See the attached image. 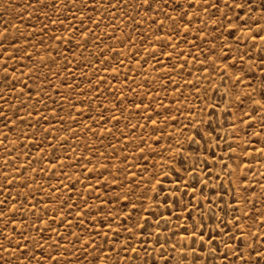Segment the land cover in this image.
<instances>
[{
  "label": "rangeland",
  "instance_id": "1",
  "mask_svg": "<svg viewBox=\"0 0 264 264\" xmlns=\"http://www.w3.org/2000/svg\"><path fill=\"white\" fill-rule=\"evenodd\" d=\"M54 2L0 0V245L15 253L0 252V264H17L21 232L33 264H54L49 255L60 264H145L160 246L172 264H241V253L256 264L261 0H248L250 12L232 7L245 0H178L179 8L166 0L175 21L163 11L145 17L126 0H63L53 10ZM183 205L204 224L195 236L175 227L188 216ZM144 217L151 227L142 233L133 225Z\"/></svg>",
  "mask_w": 264,
  "mask_h": 264
},
{
  "label": "snow or ice",
  "instance_id": "2",
  "mask_svg": "<svg viewBox=\"0 0 264 264\" xmlns=\"http://www.w3.org/2000/svg\"><path fill=\"white\" fill-rule=\"evenodd\" d=\"M37 2H39V0H37ZM60 3L61 6H63V0H55V2L52 4V8L53 10H56V4ZM69 3H72V0H69ZM108 3L110 4V6L114 7V5L111 4V0H108ZM174 5L176 6V8L181 7V5L178 3V0H173ZM155 6V7H154ZM210 7H217L218 8V3L216 5H209ZM225 7H229L227 5V3H225L224 5ZM85 7H87V5H85ZM167 7H169L166 3V0H164V2H161V0H139V2H137V0H126V8H131L133 11H136L137 9H146L147 11L145 12V17H147L148 12H155L156 16H159L160 13L163 11L164 12V17L166 19L169 20H173L175 21V17L171 16L168 12L164 11V9H166ZM232 7H239L240 10L243 12L244 9H248L249 12L251 11V7L248 3V0H245L244 3H241L239 5L237 4H233ZM175 10V9H174ZM231 10V9H230ZM260 11L264 12V0H261V5H260ZM226 15V14H225ZM187 16V13H183L180 17V21L181 24L179 25L180 27H187V24L184 23V17ZM237 20L239 21V16H237ZM152 23H156V19H152L151 21ZM83 22L81 21V24ZM217 23H219V21H217ZM228 23L231 25V20L228 21ZM244 23H247V21H244ZM254 23H259L261 24V31H264V16H261L260 19L258 21H254ZM160 24H163V20H160ZM241 25L238 23L236 25H232L231 30L228 32L229 36H232L236 31L240 30ZM8 31L7 27H5L4 29V33L6 34ZM172 30L169 29V32H171ZM172 35H176L175 32H172ZM256 35H259V32H257ZM253 39H255L256 37L253 36ZM157 39H159V37H157ZM168 39H171V36H168ZM261 39H264V37H261ZM169 47H174L173 45H169ZM2 51V50H0ZM9 58H12L11 54L9 53ZM30 58V57H29ZM241 62L243 63V58L240 57ZM261 64H264V58L261 59L260 61ZM233 67H235V65H232ZM227 67V66H226ZM262 71H264V68L261 69ZM5 71H7V69L5 68ZM240 77H237V82H239ZM262 88H264V84H262ZM262 97H264V93L261 94ZM257 105L260 104L259 101L255 102ZM135 106V105H133ZM261 111H264V106L260 107ZM257 111V108H253L252 110V114H250L249 119H252V116L255 114V112ZM261 119V129L264 130V116L260 117ZM153 123H155V121H153ZM7 126V124H6ZM254 135H258V133H254ZM262 151H264V149H262ZM247 190V188H246ZM261 195L264 196V191L261 192ZM125 199H127V197H125ZM210 203H211V197L208 198ZM222 199V197H221ZM244 199L246 200L247 197L245 196ZM6 201H0V204H4ZM200 207L202 208L203 205H200ZM134 208V206H133ZM192 210L190 209L187 205H183L181 207V213L184 211H187L188 216L185 217V224L183 226H181L179 223H177L175 225L176 228H180L181 231H185V230H189V235L191 236H195L196 234V229H202L204 227V224L198 222L197 220L192 218ZM6 215L5 212L0 211V217H4ZM83 215V214H82ZM167 219H170V215L169 217H166ZM181 217L178 216L177 219L179 220ZM203 218V213H201V219ZM38 220L40 219L39 217L37 218ZM145 220V223L141 224L139 221L136 222V224L133 225L134 228H139L141 230V232L143 233L145 231L146 228H149L151 226L147 225V217L143 218ZM192 220L191 225L189 226L188 221ZM12 221H8V223H11ZM223 222V221H222ZM262 225H264V222H262ZM71 226V225H69ZM79 226V225H78ZM7 227V225H5V228ZM25 227H27V225H25ZM110 227V226H109ZM156 230L159 231V220L156 222ZM126 231L131 232V229H125ZM149 234H151L149 232ZM225 235H228L227 233H224ZM0 235H2V233H0ZM5 239H8L7 236L4 237ZM19 238L20 240H24L25 243L21 244L19 242V240L17 241V243L15 244V249L19 251V256L17 257V264H20L21 259H23V261L26 262V264H33V261L36 260V256L34 254L29 253L28 248H27V244L30 243V241H27V238L24 236L23 232L19 233ZM61 239H64V236L61 235L60 237ZM77 238H79L77 236ZM229 240L233 239V237L231 235H229ZM200 247L203 248L204 247V237L203 234L200 235ZM92 243H95V241H92ZM105 243H107V240H105ZM223 243V241H222ZM9 244H11V241L9 240ZM160 244L159 238L157 239V245ZM209 245H211V237H209ZM54 248H59V242H55L53 245H51ZM97 247H99L97 245ZM175 245L172 246L173 251H175ZM32 248L35 249H39L40 251H43V246L40 244L39 241H37L35 244L32 245ZM133 251H135V249H132ZM214 248H209V251H214ZM253 253L256 256V264H262V262H264V251H260V252H256V250L253 248L252 249ZM0 252H5L7 255L12 256L15 253L12 252L10 249H5L3 247V245H0ZM59 256L63 257L64 253L60 252L58 253ZM228 253L225 252L224 253V258H227ZM145 256H150V254L145 250ZM49 259L54 261V264H60V261L57 260L56 258L52 257L51 255H49L48 257ZM98 259V257L96 258ZM240 259H241V264H252L251 259H244L243 258V254L241 253L240 255ZM37 264H40L39 261H37ZM64 264H68V261L65 259L64 260ZM145 264H172V257L171 255H166L163 246H160V255L158 257L155 258H150L148 260L145 261ZM194 264V262H193Z\"/></svg>",
  "mask_w": 264,
  "mask_h": 264
}]
</instances>
